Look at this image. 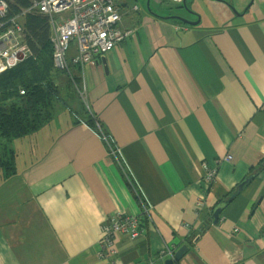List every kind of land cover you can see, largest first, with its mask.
<instances>
[{
    "label": "crops",
    "instance_id": "0c3cea01",
    "mask_svg": "<svg viewBox=\"0 0 264 264\" xmlns=\"http://www.w3.org/2000/svg\"><path fill=\"white\" fill-rule=\"evenodd\" d=\"M213 1L214 25L131 8L121 25L132 33L81 69L134 185L78 123V100L33 133L0 136L17 170L0 169V264H166L164 243L188 245L175 264H264V0H237L235 16ZM205 163L217 171L210 184ZM136 191L152 205L148 223ZM119 212L145 217L148 233L119 236L103 255V225Z\"/></svg>",
    "mask_w": 264,
    "mask_h": 264
},
{
    "label": "built area",
    "instance_id": "2783aa9c",
    "mask_svg": "<svg viewBox=\"0 0 264 264\" xmlns=\"http://www.w3.org/2000/svg\"><path fill=\"white\" fill-rule=\"evenodd\" d=\"M176 1L182 3L186 0ZM33 12L48 17L54 67L70 75L75 93L90 110V106L87 105L85 79L83 75L81 81L76 79L75 69L77 67L83 69L82 67L95 56L113 50L132 33V29L123 28L121 25L122 14L119 4L116 0H31L27 7L16 11L9 0H0V74L30 56L31 51L26 42L25 17ZM72 49H75V52H72ZM80 73L82 74L81 70ZM20 92L24 94L25 90L21 89ZM83 123L88 125L86 122ZM92 129L106 143L110 154L117 159L119 165L126 163L113 137L104 131L100 119L95 120V127ZM231 158V155L227 156V159ZM128 170V167L124 169V174L134 185ZM205 170L204 181L210 184L215 179L217 171L207 163ZM136 195L142 205V213L147 215L148 223L152 205L142 193L136 191ZM199 205H203V202H199ZM103 231L104 237L101 242L103 255H114L116 252L114 242L119 236L135 239L148 233L146 218L128 212L113 214L103 225ZM177 250L174 245L164 243L160 255L167 259L175 258ZM151 264L154 262L151 261Z\"/></svg>",
    "mask_w": 264,
    "mask_h": 264
},
{
    "label": "trees",
    "instance_id": "16d2710c",
    "mask_svg": "<svg viewBox=\"0 0 264 264\" xmlns=\"http://www.w3.org/2000/svg\"><path fill=\"white\" fill-rule=\"evenodd\" d=\"M9 1L16 11L31 4V0ZM25 28L30 56L0 74V136L7 142L39 130L54 117L59 87L65 80L61 79L63 73L72 84L68 73L54 67L48 17L38 12L29 13L25 17ZM75 70L80 73L81 69ZM21 89L25 90L24 94ZM81 107L78 123L86 122L94 128L96 116L83 101ZM103 129L107 132L104 126ZM6 149V154L0 156V169L4 178L9 179L17 174L16 153L8 145ZM204 229L202 227L200 231Z\"/></svg>",
    "mask_w": 264,
    "mask_h": 264
},
{
    "label": "rangeland",
    "instance_id": "374dc122",
    "mask_svg": "<svg viewBox=\"0 0 264 264\" xmlns=\"http://www.w3.org/2000/svg\"><path fill=\"white\" fill-rule=\"evenodd\" d=\"M116 1L121 8V14H122L123 20H127L130 17V15L132 13L131 8H133L134 5L137 6L141 12H145V13L151 12V11L158 12V13L169 12V13H172V15H176V16H182L183 17V15H185L186 17H196L195 21H197L198 19H201V16H202L203 24H206V25H214V24L218 23V20H223V18L219 17V14L217 13L218 10L216 9V4H213V3H219V2L213 1V0H187L186 6L183 2L180 3L176 0H150L149 1V7H148V0H116ZM223 1L226 2L227 5L230 7L229 9L234 14V16L239 14L240 12H242V11L238 10V6H242V4L239 2H236L237 0H232V3L230 2V0H223ZM258 1L259 0H257L256 2H258ZM249 2H251V0H249ZM223 5H224L223 3H220L218 5V7H221ZM229 14L230 13H228V15ZM224 16H226V15H224ZM78 75L79 76L81 75V77H82V74L78 73V71H77V73L75 75L76 79H78V77H79ZM61 79H63V80L65 79V81L67 82V77H66L65 73H63V76L61 77ZM71 83H72V81H71ZM69 84H70V81H69ZM70 85H71V87H69V86H67V87L69 89L72 88V92H70V90L68 92H66V91H64V88L61 90V92H62L61 96L62 97L59 99V101L55 105V109H54L55 115L58 114L59 112L65 110L64 105H66V103L68 101L69 102L71 101L72 103H76L78 100L82 106V101L77 96H75V90H74L72 84H70ZM87 100H88V96H87ZM87 105L90 106V103L87 102ZM63 106H64V108H63ZM90 112L93 114V116H96L95 119H99L98 116L91 111V106H90ZM90 127H92V126H90ZM127 167L128 166L126 163L122 164L120 166L121 172H124V169H126Z\"/></svg>",
    "mask_w": 264,
    "mask_h": 264
},
{
    "label": "water",
    "instance_id": "95a60500",
    "mask_svg": "<svg viewBox=\"0 0 264 264\" xmlns=\"http://www.w3.org/2000/svg\"><path fill=\"white\" fill-rule=\"evenodd\" d=\"M149 1L150 0H148V7H149ZM254 0H252V2H253ZM184 4H185V6H186V1H184L183 2ZM251 4H249L248 6H247V8H249V6H250ZM156 15H158V14H156ZM158 16H161V15H158ZM169 17H174V18H176V19H178V20H181V21H183V22H185L186 24H190V25H194V24H197V23H199V21H200V19H198L197 21H191V20H189V19H187V18H184V17H182V16H169ZM102 62H103V64H104V67H105V70L108 72V66H107V63H106V60H105V57H102ZM250 180V178L249 179H246L245 181H243L240 185H239V188L241 189L248 181ZM228 202H229V200H227ZM227 201H222V202H220V204L215 208V210H214V212H213V214H212V217H213V223L214 224H217L218 223V221H219V217H220V214L222 213V211H223V209H224V207L226 206V204H227ZM188 250V245H183V246H181L178 250H177V252H176V254H175V258H171V259H168V260H166V264H175V263H177L178 261H180V259L185 255V253H186V251Z\"/></svg>",
    "mask_w": 264,
    "mask_h": 264
},
{
    "label": "bare ground",
    "instance_id": "6f19581e",
    "mask_svg": "<svg viewBox=\"0 0 264 264\" xmlns=\"http://www.w3.org/2000/svg\"><path fill=\"white\" fill-rule=\"evenodd\" d=\"M206 174V173H205Z\"/></svg>",
    "mask_w": 264,
    "mask_h": 264
}]
</instances>
